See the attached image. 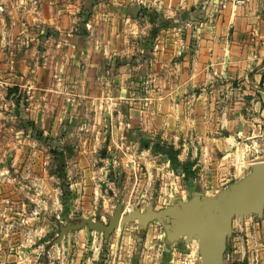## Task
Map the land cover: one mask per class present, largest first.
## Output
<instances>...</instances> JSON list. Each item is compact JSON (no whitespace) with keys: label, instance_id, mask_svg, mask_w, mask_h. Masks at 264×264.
Instances as JSON below:
<instances>
[{"label":"crops","instance_id":"obj_1","mask_svg":"<svg viewBox=\"0 0 264 264\" xmlns=\"http://www.w3.org/2000/svg\"><path fill=\"white\" fill-rule=\"evenodd\" d=\"M0 59V78L11 75L32 94L46 131L72 130L81 116V165L96 160L97 147L116 145L128 150L134 174L145 164L150 184L155 170L166 169L162 176L173 184L164 180L161 191L198 203L247 180L264 160V0L224 8L213 0H0ZM75 102L90 108L74 112ZM99 179L87 170L79 198ZM125 227L108 242L78 230L43 260L138 264L149 247L148 264H158V245L180 249L163 230L142 243ZM231 234L223 264H246L244 249L229 253ZM0 261L32 264L13 248H0Z\"/></svg>","mask_w":264,"mask_h":264},{"label":"rangeland","instance_id":"obj_2","mask_svg":"<svg viewBox=\"0 0 264 264\" xmlns=\"http://www.w3.org/2000/svg\"><path fill=\"white\" fill-rule=\"evenodd\" d=\"M3 60L7 62V58ZM3 60L0 59V64ZM11 77L5 75L0 78L5 81L0 83L2 250L10 248L20 250L26 257L32 259V264H36L37 258L42 261L41 264H48L43 260V253H46L49 247L59 245L53 243L59 232V222L65 223L66 220H77L87 216L107 222L108 216L114 212L119 201H122L125 213L135 209L159 211L172 205L177 206L178 203L193 204L190 195L183 197V194L175 191L174 196H170L169 192L161 191L164 180L168 182L169 187L173 184L171 183L173 178L162 176L166 169L163 172L159 170L157 174L155 170L149 184L147 166L140 162L135 170L138 175L137 172L135 175L127 159L128 150L125 148H118L115 145L111 149H105L102 145L100 149L97 147L94 150L96 160L92 164H79L83 150L80 146L76 147L75 142H79L82 136L78 129L81 116L77 117L78 122L72 130L64 129L62 124L56 131H46V127L38 121L33 111L34 103L38 108L42 106H39L32 94L17 85L16 79ZM58 102L66 106L64 101ZM75 106L74 112H80L82 107L86 110L90 108L88 104L81 102H75ZM89 118L91 119L90 116L84 117L85 120ZM112 159H116L117 163L113 166L104 165V162L109 164L107 162ZM87 170L95 171L101 179L97 182L88 181L87 196L80 199L79 188L84 183L81 180H84ZM111 175L115 177L114 183H111L113 182ZM95 187H98L100 193L94 192ZM230 191V185L218 190L210 197L212 203L218 205L220 194L224 195ZM213 211L219 213L220 209L215 206ZM124 226L130 236L136 237V240L140 238L142 243L147 239L156 242L155 234L161 230L168 233V222L164 219L145 222L134 219ZM232 227L233 232L228 237L229 253L234 249H240L237 250L240 254L244 249L245 258L248 260L246 264H264V216L260 217L254 211L244 215V218L236 215ZM75 232L77 231L70 232L65 237H73ZM164 236L163 239L166 238ZM236 238L239 246L234 248L232 245ZM46 240L48 242H45ZM174 243L179 246V250L174 249L172 243L156 247L155 250L162 253V257L158 255L154 259L157 263L160 262L158 264H202L204 248L197 237L185 234L178 237ZM151 251L149 247H142L141 253L136 255L137 261L140 259L138 264H148L153 255H150Z\"/></svg>","mask_w":264,"mask_h":264},{"label":"water","instance_id":"obj_3","mask_svg":"<svg viewBox=\"0 0 264 264\" xmlns=\"http://www.w3.org/2000/svg\"><path fill=\"white\" fill-rule=\"evenodd\" d=\"M215 206L220 209L219 213H214ZM252 211L259 216L264 215V160L256 164L255 172L247 181L233 184L230 193L220 194L218 205L208 198L198 203L180 204L159 211L135 209L125 213L123 203L119 201L107 222L93 216L59 222V232L53 243L61 244L68 233L83 228H88L102 237L104 242H108L114 231L134 219L144 222L164 219L168 222L167 229L171 238L187 234L199 239L204 248L202 260L205 264H223L222 252L226 238L232 232L234 217H243Z\"/></svg>","mask_w":264,"mask_h":264},{"label":"built area","instance_id":"obj_4","mask_svg":"<svg viewBox=\"0 0 264 264\" xmlns=\"http://www.w3.org/2000/svg\"><path fill=\"white\" fill-rule=\"evenodd\" d=\"M250 0H213V3L216 4L219 8L226 7L228 5H234V6H241L249 2ZM262 87H264V81L262 82ZM252 148L255 150V152L258 151V144H253Z\"/></svg>","mask_w":264,"mask_h":264},{"label":"bare ground","instance_id":"obj_5","mask_svg":"<svg viewBox=\"0 0 264 264\" xmlns=\"http://www.w3.org/2000/svg\"><path fill=\"white\" fill-rule=\"evenodd\" d=\"M206 246V245H205ZM201 264V263H200ZM202 264H205L204 262H203V260H202Z\"/></svg>","mask_w":264,"mask_h":264}]
</instances>
